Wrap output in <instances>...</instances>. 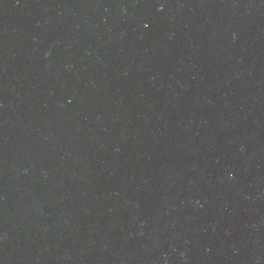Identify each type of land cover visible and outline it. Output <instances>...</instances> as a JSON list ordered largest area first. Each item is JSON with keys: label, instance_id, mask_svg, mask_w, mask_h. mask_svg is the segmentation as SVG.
Segmentation results:
<instances>
[{"label": "water", "instance_id": "1", "mask_svg": "<svg viewBox=\"0 0 264 264\" xmlns=\"http://www.w3.org/2000/svg\"><path fill=\"white\" fill-rule=\"evenodd\" d=\"M0 264H264V0H0Z\"/></svg>", "mask_w": 264, "mask_h": 264}]
</instances>
